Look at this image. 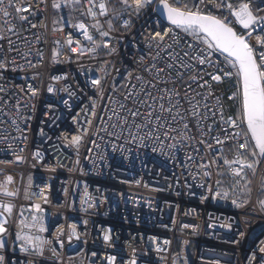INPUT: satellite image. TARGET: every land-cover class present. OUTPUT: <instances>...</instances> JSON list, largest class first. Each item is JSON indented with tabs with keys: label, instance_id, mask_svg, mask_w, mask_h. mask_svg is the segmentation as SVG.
Returning <instances> with one entry per match:
<instances>
[{
	"label": "built area",
	"instance_id": "2783aa9c",
	"mask_svg": "<svg viewBox=\"0 0 264 264\" xmlns=\"http://www.w3.org/2000/svg\"><path fill=\"white\" fill-rule=\"evenodd\" d=\"M60 1L32 0L31 8L25 4L19 14L26 21L10 6L19 0L0 5V62L7 64L0 69V205H12L11 212L0 207V222H6V232L0 234L3 264H264V159L255 157L260 161L255 171L241 170L254 142L241 119L229 113L241 107L236 70L219 52L210 57L211 66L192 62L191 69L179 67L175 55L183 57L190 51L187 44L196 41L151 11L155 5L138 15L133 0L128 9L121 0H103L106 11L100 15L102 0ZM54 2L61 7L53 8ZM172 2L189 8L199 4ZM216 2L199 4V10L227 18L243 33ZM53 11L60 13L55 21ZM155 32L168 35L163 41L149 40ZM255 36L248 38L252 45ZM168 64L174 67L169 70ZM157 68L165 71L158 74ZM197 75L208 86L191 83L188 96L200 101L203 115L187 117L186 134L183 123H174L167 136L163 128L153 132L171 117L160 113L159 104L149 109L141 103H153L141 89L153 97L158 89L179 92L183 113L190 108L186 88ZM94 79H100L99 86L92 84ZM149 81L157 86L150 87ZM129 109L141 115L133 120ZM149 111L163 119H149ZM77 136L81 139L73 144ZM217 138L224 143L217 144ZM246 142L247 149L239 147ZM17 234L47 243L39 250L28 245L22 252L26 245Z\"/></svg>",
	"mask_w": 264,
	"mask_h": 264
},
{
	"label": "snow or ice",
	"instance_id": "6c2138e0",
	"mask_svg": "<svg viewBox=\"0 0 264 264\" xmlns=\"http://www.w3.org/2000/svg\"><path fill=\"white\" fill-rule=\"evenodd\" d=\"M42 2V0H41ZM70 2H78V0H70ZM155 0H133V4L135 6L136 12L139 15L142 9L146 7H150ZM208 2H212V0H199V4H206ZM89 3H92V0H89ZM121 3L124 5L125 9L131 8L132 4L128 3V0H121ZM3 4V0H0V5ZM27 4L29 8L32 6V0H19V3L16 5H10L15 7V10L18 14V17L21 21H26L28 19L27 16L20 15L21 8H23ZM199 4H193L191 8L188 7L187 4H184L183 7H180L177 4H174L172 0H159L157 7L155 9H151L153 12L162 11L163 15L166 17L167 21L173 25L175 28L182 30L189 36L194 37L196 43L195 44H187V48L190 51H184L183 57H188V60L185 61L183 57L177 53L174 57L175 60L180 61L179 67L184 69H191L194 64L192 62H198L199 65H212V60L210 57L213 53L219 52L220 54L225 56V59L231 65L232 68L236 70V75L238 77L239 88L238 91L241 97V123L246 125L247 134L250 135V139L254 142V150L251 153L253 157L259 156L260 158H264V15H259L258 13L264 12V0H239L238 4L234 5L230 2V0H218L215 3L218 11L227 10L229 15L234 18L236 24H239L242 29L245 31L243 33H238L233 26H230L227 18H220L218 15L213 14L211 12H203L199 10ZM53 8H60V3L54 2L52 5ZM196 9V10H193ZM106 11V3H99V13L100 15H105ZM89 13L91 14V8L89 9ZM5 16H8L9 13L7 11L4 12ZM127 24V21L125 22ZM36 25H32L35 27ZM76 27L80 29H84V24H78ZM8 31H14L13 28H9ZM256 34V45H252L249 42V37ZM85 37L89 41H93V37L88 34L87 30L84 31ZM102 37H107V32H100ZM168 33L155 32L153 35L149 36V40L163 41L165 36ZM2 38V37H0ZM11 44V41H9ZM73 41L69 39L67 44L71 47ZM94 43V41H93ZM177 46L179 42L177 41ZM204 44L206 49H200L199 45ZM104 47H108V44L105 42L103 44ZM172 47V45H169ZM77 48H72L73 52L78 50ZM89 51H93V49H89ZM79 53L83 54V49H79ZM170 57L172 54H169ZM14 63V61L12 62ZM154 67V66H153ZM174 67L173 64H168L167 68L170 70ZM7 64L0 62V69H6ZM15 70V69H13ZM165 69L157 68L156 72L158 74H163ZM181 79L183 78V74H179ZM211 75V79L213 81L219 82L221 80L220 75ZM232 73L225 72L224 76H231ZM141 77H137V80H140ZM203 80L202 76H193L191 78V82L188 84L185 93V99L190 105L189 109L181 112L180 105L181 100L179 97V92H173L170 89H158L160 93L157 97H153L152 93L147 90V88H142V94L147 97V99L152 100V104H148L147 100L141 101L144 103L149 109L153 107V104H159L160 113H168L171 117L170 120L163 119L162 115H157L154 111H149L148 118L151 119L155 117L157 121H161L162 123H158L156 125V129L152 131H156L158 129L163 128L164 135L167 136L169 131L173 130L172 125L174 123H183V127L185 130V134L188 130V124L184 121L187 119L189 115L191 117L196 118L198 116H202L203 114L200 111V101L195 99V96L189 98L188 92L191 91V83H197L199 87L204 88L208 86V82L205 80L203 83L200 81ZM101 83L100 79L92 80V84L99 86ZM157 83H167V81H157ZM150 87H156V84H153L151 81L148 82ZM0 91H3V88H0ZM29 92L32 96H36V90L30 85ZM48 92H53V88L50 86L48 88ZM133 94L129 93V97ZM199 95V93L195 94ZM209 96L212 95L211 91L208 93ZM233 97H229L232 99ZM173 99H175V103H173ZM207 97H205L206 101ZM164 101H167L169 107H165ZM67 104V101H64ZM124 106L121 105V108ZM204 109L208 110V105L205 102ZM128 114L135 120L137 116H140L141 113L138 109L128 110ZM126 122V121H125ZM15 123V121H13ZM230 125L235 127L234 121L229 118L227 121ZM137 128L141 127V125L137 124ZM211 127L209 128V131ZM225 133L227 130H224ZM152 133L150 132L149 135ZM159 138V137H157ZM80 137H73L72 143L76 144L79 142ZM203 143V141H200ZM217 144H223L224 141L216 139ZM242 149H247V142L239 145ZM17 159H20L19 157ZM259 160H254V163H259ZM226 164L230 163H238V161L229 162L225 160ZM244 168H253V163H243L241 164V170ZM205 176L208 175L207 172L204 173ZM235 174L237 176L240 175V171H236ZM8 181H11V177H8ZM5 195L12 196L14 193L7 192L5 190ZM226 195V194H225ZM235 204L236 201H233ZM262 207H264V201H260ZM3 207L5 212L12 211V205H0ZM37 209H39V205H35ZM35 220L36 218L33 217ZM4 223L0 222V234L5 233L6 229L4 227ZM40 231H44L43 228ZM17 239H23L25 242V247L21 248L22 252L28 251V245L34 246L36 249H41L46 241L41 240L40 238H32L30 236H20L17 234ZM105 241L109 240V236H104ZM5 247L3 242H0V248ZM261 252H264V247L260 249ZM42 254V253H41ZM109 261L115 260V257H109ZM4 257L0 256V264H3ZM131 264H136L135 260L131 261Z\"/></svg>",
	"mask_w": 264,
	"mask_h": 264
},
{
	"label": "rangeland",
	"instance_id": "374dc122",
	"mask_svg": "<svg viewBox=\"0 0 264 264\" xmlns=\"http://www.w3.org/2000/svg\"><path fill=\"white\" fill-rule=\"evenodd\" d=\"M61 3H65V4H67V3H69V0L68 1H66V0H61L60 1ZM75 4V3H74ZM74 6H76V5H74ZM76 8V7H75ZM77 9V8H76ZM62 13H64V12H67V10L65 11V10H62L61 11ZM60 13H58V12H55V11H53L52 12V19H53V21H55L56 20V18L58 17V15H59ZM69 17H71V16H66V19H69ZM79 17V16H78ZM235 111H236V118H238V119H240V116H241V107L240 106H237V108H235ZM253 150L254 149H251L250 148V154L248 155V157H247V161L248 162H251V163H253V166L255 165V163H254V160H255V157H253L252 155H251V153L253 152ZM263 187H264V181H263ZM263 190H264V188H263Z\"/></svg>",
	"mask_w": 264,
	"mask_h": 264
},
{
	"label": "water",
	"instance_id": "95a60500",
	"mask_svg": "<svg viewBox=\"0 0 264 264\" xmlns=\"http://www.w3.org/2000/svg\"><path fill=\"white\" fill-rule=\"evenodd\" d=\"M158 3H159V2H157V0H155V2L152 3L151 5H155V8H156ZM157 13H158V15L162 18V20H163L165 23L171 25V24L167 21L166 17L163 15L162 11H157ZM171 26H173V25H171ZM263 159H264V158H263Z\"/></svg>",
	"mask_w": 264,
	"mask_h": 264
},
{
	"label": "trees",
	"instance_id": "16d2710c",
	"mask_svg": "<svg viewBox=\"0 0 264 264\" xmlns=\"http://www.w3.org/2000/svg\"><path fill=\"white\" fill-rule=\"evenodd\" d=\"M229 113L232 114L233 116H236V111L234 108L229 109Z\"/></svg>",
	"mask_w": 264,
	"mask_h": 264
}]
</instances>
